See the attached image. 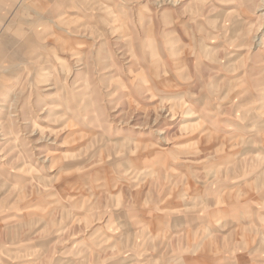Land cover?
<instances>
[{
	"label": "rangeland",
	"instance_id": "rangeland-1",
	"mask_svg": "<svg viewBox=\"0 0 264 264\" xmlns=\"http://www.w3.org/2000/svg\"><path fill=\"white\" fill-rule=\"evenodd\" d=\"M0 104V264H264V0H0Z\"/></svg>",
	"mask_w": 264,
	"mask_h": 264
},
{
	"label": "bare ground",
	"instance_id": "bare-ground-1",
	"mask_svg": "<svg viewBox=\"0 0 264 264\" xmlns=\"http://www.w3.org/2000/svg\"><path fill=\"white\" fill-rule=\"evenodd\" d=\"M70 18V17H69ZM66 19V18H65ZM61 23L65 22L63 20H59ZM35 43H33L30 47H33L30 52L31 54L34 53L35 55L39 53L40 47L38 45H34ZM40 45V44H39ZM42 45V44H41ZM33 55V54H32ZM34 56V55H33ZM38 56V55H37ZM36 56H34L33 58H35ZM4 102H6V100H4ZM1 105V104H0Z\"/></svg>",
	"mask_w": 264,
	"mask_h": 264
}]
</instances>
